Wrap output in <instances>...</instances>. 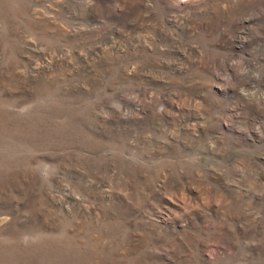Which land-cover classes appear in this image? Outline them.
Here are the masks:
<instances>
[{
  "label": "rangeland",
  "instance_id": "obj_1",
  "mask_svg": "<svg viewBox=\"0 0 264 264\" xmlns=\"http://www.w3.org/2000/svg\"><path fill=\"white\" fill-rule=\"evenodd\" d=\"M0 264H264V0H0Z\"/></svg>",
  "mask_w": 264,
  "mask_h": 264
}]
</instances>
